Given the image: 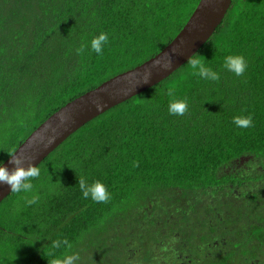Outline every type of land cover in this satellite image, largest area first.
<instances>
[{
  "label": "trees",
  "instance_id": "16d2710c",
  "mask_svg": "<svg viewBox=\"0 0 264 264\" xmlns=\"http://www.w3.org/2000/svg\"><path fill=\"white\" fill-rule=\"evenodd\" d=\"M200 2L0 0V163L60 109L160 54ZM229 55L244 57L242 76L224 67ZM193 58L220 79L189 60L82 127L38 167L31 193L0 204V264H264V0H233ZM173 97L184 115L169 114ZM80 179L110 199H85Z\"/></svg>",
  "mask_w": 264,
  "mask_h": 264
},
{
  "label": "water",
  "instance_id": "95a60500",
  "mask_svg": "<svg viewBox=\"0 0 264 264\" xmlns=\"http://www.w3.org/2000/svg\"><path fill=\"white\" fill-rule=\"evenodd\" d=\"M233 0H201L180 34L160 54L143 65L123 73L99 88L69 103L43 123L13 154L21 166L37 168L82 127L120 104L155 87L191 60L222 25ZM159 59L160 64L155 65ZM171 59V66L168 61ZM151 73L145 83L147 73ZM102 104L97 109L96 103ZM12 155V156H13ZM12 156L4 163L10 171ZM13 192L0 183V204Z\"/></svg>",
  "mask_w": 264,
  "mask_h": 264
},
{
  "label": "clouds",
  "instance_id": "9594fccd",
  "mask_svg": "<svg viewBox=\"0 0 264 264\" xmlns=\"http://www.w3.org/2000/svg\"><path fill=\"white\" fill-rule=\"evenodd\" d=\"M109 36L105 32H100L98 35H95L90 41V49L92 52H95L97 55H102L104 46L108 43ZM89 47L88 45H81L78 48L77 54H82L85 51V48ZM160 60L155 61V65H159ZM172 61L169 59L168 65L171 66ZM190 67L194 75L199 76L202 79L210 81H218L220 79L219 74L212 70L210 67H207L200 59L192 58L190 60ZM224 67L229 71L233 72L237 76H242L246 70V62L243 56H232L229 55L225 58ZM151 73H147L145 77V83L148 82ZM171 96L172 93L170 92ZM97 109L102 107V104L98 101L95 102ZM188 110V104L186 100H179L173 97L170 100L168 105V111L171 115H184ZM233 123L237 127L247 128L252 124V117H241L236 116L233 118ZM15 167L11 171L4 166L3 162L0 163V183L7 184L10 188V191L13 193H31L33 191V184L31 180L37 178L40 175L39 169L32 164H29L27 168L21 166V161L19 157L15 155L12 156L11 161ZM80 190L85 199H91L97 203H106L110 199V193L107 191L105 186L100 181H94L92 184L86 183L83 179L79 180ZM39 201L38 195H32L31 199H26L27 205L36 204ZM61 243H67V241L57 240L54 242V247L59 248ZM74 256H66L64 264H74Z\"/></svg>",
  "mask_w": 264,
  "mask_h": 264
}]
</instances>
